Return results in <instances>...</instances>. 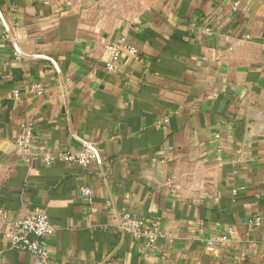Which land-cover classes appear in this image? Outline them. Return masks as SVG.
Instances as JSON below:
<instances>
[{"label":"crops","instance_id":"obj_1","mask_svg":"<svg viewBox=\"0 0 264 264\" xmlns=\"http://www.w3.org/2000/svg\"><path fill=\"white\" fill-rule=\"evenodd\" d=\"M3 33L0 264H33L8 243L29 189L50 264H264V0H0ZM121 36L136 59H111ZM83 147L84 167L42 161ZM126 211L163 231L155 252Z\"/></svg>","mask_w":264,"mask_h":264},{"label":"built area","instance_id":"obj_2","mask_svg":"<svg viewBox=\"0 0 264 264\" xmlns=\"http://www.w3.org/2000/svg\"><path fill=\"white\" fill-rule=\"evenodd\" d=\"M237 1L232 5L235 9ZM205 33H209L210 29L205 28ZM9 34L3 33L0 35V44L9 40ZM108 51L113 61L122 59L124 56L136 59L139 55L138 50L127 43L125 37L121 36L117 41L108 45ZM20 59V56H16ZM113 61L107 64V69L114 68ZM33 89L37 94L44 91V87L37 83L33 85ZM18 90L13 91V96L18 97ZM215 139H219V134L214 135ZM32 143V131L28 126L22 128L21 134L17 139V146L27 151ZM222 147L218 143L215 149V157L221 158ZM97 155L93 149L83 147L75 153L70 152H57L46 153L42 156V161L46 166L52 165L55 161L84 167L95 161ZM80 192L82 195L89 197L91 190L88 187H81ZM258 219H255V221ZM120 229L125 230L134 240H140L144 243L146 249L150 252H155L157 241L164 235L163 231L159 228L156 222H143L142 220L133 217L129 212H125L120 219ZM1 232V230H0ZM54 234V226L51 223L48 215L43 211L33 210L29 214L15 219L13 227L8 234L9 246L20 252L28 253L33 260V264H50V251L48 239ZM229 238L226 235H219L212 237L206 241L207 245L211 246L215 243L227 242Z\"/></svg>","mask_w":264,"mask_h":264},{"label":"water","instance_id":"obj_3","mask_svg":"<svg viewBox=\"0 0 264 264\" xmlns=\"http://www.w3.org/2000/svg\"><path fill=\"white\" fill-rule=\"evenodd\" d=\"M28 192L30 194H32L31 195V202L32 203L30 205L31 210L32 211L33 210H38L40 212H43L44 211V206L40 204L41 199L39 197H37L36 195H34V193H36V192L34 190H31V189H29Z\"/></svg>","mask_w":264,"mask_h":264}]
</instances>
